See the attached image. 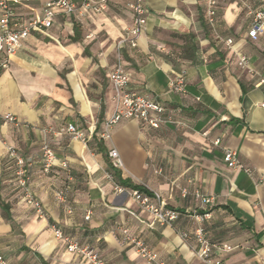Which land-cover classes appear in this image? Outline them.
<instances>
[{
	"label": "crops",
	"instance_id": "crops-1",
	"mask_svg": "<svg viewBox=\"0 0 264 264\" xmlns=\"http://www.w3.org/2000/svg\"><path fill=\"white\" fill-rule=\"evenodd\" d=\"M49 1L13 0L16 19H42ZM211 1L146 0L137 48L118 47L133 24L130 0H107L105 10L84 17L57 10L52 27L33 32L9 67H0V253L9 264H88L55 238L53 227L108 264H204L195 256L200 229L224 264H264V34L249 37L264 0H213V25ZM241 56L247 66L239 65ZM119 62L130 90L159 103L163 120L175 124L155 129L122 120L110 139L101 138L116 107L109 74ZM177 74L185 92L171 87ZM68 124L84 132L86 144L72 139ZM44 143L68 161L69 173L44 172ZM11 147L25 160L44 216L26 203ZM111 149L122 158L123 168L115 169L121 179L158 193L176 220L160 227L115 191ZM226 150L251 173L229 168ZM194 191L213 202L196 201ZM124 228L157 258L141 257Z\"/></svg>",
	"mask_w": 264,
	"mask_h": 264
},
{
	"label": "built area",
	"instance_id": "built-area-1",
	"mask_svg": "<svg viewBox=\"0 0 264 264\" xmlns=\"http://www.w3.org/2000/svg\"><path fill=\"white\" fill-rule=\"evenodd\" d=\"M21 2L23 0H16ZM215 2H210V9L208 12L209 23L213 25L214 17L216 15L214 9ZM130 10L132 12L133 24L128 32V36L120 40L118 47L128 44L131 48L138 47V40L142 32L145 30L148 21V11L146 8V0H130ZM107 8V0H98L93 3L92 0H85L81 4H77L72 0H50L46 3L44 8V17L42 19H31L28 21H19L16 19L13 8V0H0V67L6 69L9 67L10 58L15 56L23 47L24 41L33 34V32L43 31L52 27L53 20L56 17L57 10L65 15L84 17L86 11L92 10L94 12H101ZM264 34V13L258 12L255 14L254 22L249 32V37L257 39L258 36ZM227 45H231L233 41L227 39ZM248 59L241 56L239 65L247 66ZM110 82L115 90L116 107L114 113L109 117L104 124L101 138L108 140L111 138V131L116 124L122 120H138L151 128H160L163 122L175 124L172 118L167 121L163 120L162 114L164 108L156 102L148 100L144 96L130 90V75L125 71L122 64L119 62L116 67L109 74ZM171 87L175 91L185 92V78L182 74L175 75L171 82ZM10 121H15L14 117H7ZM67 132L72 139L87 143L88 138L82 130L74 124H68ZM217 144L219 142H216ZM8 154L11 160H14L19 167L18 175L20 176V185L25 190L26 203L32 207L40 216H44V209L35 196L32 194L28 183L30 181V174L24 168L25 160L18 155L15 148H9ZM109 157L114 169H122L123 161L116 149L109 151ZM42 161L43 170L50 173L54 168L60 167L67 173L70 172V165L67 160L60 159L49 143H44L42 146ZM224 161L227 166L232 169L244 170L251 173V169L244 167L235 151L226 150L224 153ZM112 179L111 176H109ZM113 180V179H112ZM115 191L118 193H127L129 197L145 212L149 213L155 224L160 227H165L171 224L177 218V213L169 208H166L161 196L156 192H147L140 189L127 190L122 186L115 184ZM189 194L187 189L182 190L183 197ZM66 190L58 193L60 201L65 200ZM194 199L203 205H209L213 202V198L203 194L200 191H194ZM206 217H209L206 215ZM89 219V217H87ZM53 232L57 240H62L67 243V248L70 252L81 255L85 258L88 264H108L100 257L97 251L90 247L80 246L75 240L64 235L63 231L58 227H53ZM122 234L127 242H131L138 249L141 257L148 260H155L157 255L153 253L145 243L130 235L127 228L122 229ZM184 240H188L190 235L188 233H181ZM197 248L195 256L199 258L204 264H224L221 260L215 259V250L205 238L203 231L200 229L196 234ZM0 264H9L8 260L0 253Z\"/></svg>",
	"mask_w": 264,
	"mask_h": 264
},
{
	"label": "trees",
	"instance_id": "trees-1",
	"mask_svg": "<svg viewBox=\"0 0 264 264\" xmlns=\"http://www.w3.org/2000/svg\"><path fill=\"white\" fill-rule=\"evenodd\" d=\"M112 169L115 170L113 167H112ZM115 171H116V174H117V180H118V183H119L120 185H123V186L128 187V188H132V189H140V190H144V191L147 192V190L141 188L140 186L133 185V184L131 183L130 180H122V179H121V176L119 175V172H117V170H115Z\"/></svg>",
	"mask_w": 264,
	"mask_h": 264
}]
</instances>
